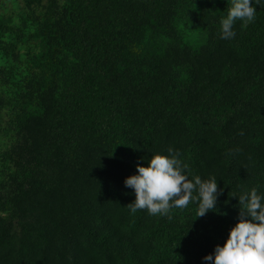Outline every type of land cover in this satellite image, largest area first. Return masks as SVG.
Here are the masks:
<instances>
[{
  "label": "trees",
  "instance_id": "trees-1",
  "mask_svg": "<svg viewBox=\"0 0 264 264\" xmlns=\"http://www.w3.org/2000/svg\"><path fill=\"white\" fill-rule=\"evenodd\" d=\"M3 4L0 264H207L264 194V0L231 40L232 0ZM169 148L217 212L130 213L124 179Z\"/></svg>",
  "mask_w": 264,
  "mask_h": 264
},
{
  "label": "clouds",
  "instance_id": "clouds-1",
  "mask_svg": "<svg viewBox=\"0 0 264 264\" xmlns=\"http://www.w3.org/2000/svg\"><path fill=\"white\" fill-rule=\"evenodd\" d=\"M254 3L259 5L261 0H232L221 22V39L235 38L236 21L255 20ZM179 155L172 148L167 149V155H151L147 166L137 164L136 174L124 179L125 187L132 189L135 196L127 205L130 213L144 210L153 216H166L171 209H183L190 203L197 204L196 217L217 212L218 197L223 191L218 190L217 179L213 176L205 180L198 175L190 178ZM238 200L240 219L229 230L223 246H215L212 254L202 258L207 264H264V194L253 188Z\"/></svg>",
  "mask_w": 264,
  "mask_h": 264
},
{
  "label": "rangeland",
  "instance_id": "rangeland-1",
  "mask_svg": "<svg viewBox=\"0 0 264 264\" xmlns=\"http://www.w3.org/2000/svg\"><path fill=\"white\" fill-rule=\"evenodd\" d=\"M18 5H19V0H4V4L2 5V8H4V10L2 11L12 10L15 6H18ZM225 55H226V52H221L217 54V57H220V62L223 60Z\"/></svg>",
  "mask_w": 264,
  "mask_h": 264
}]
</instances>
